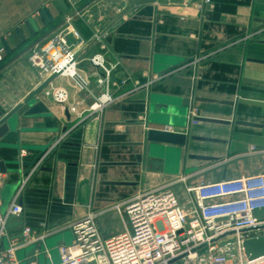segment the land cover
<instances>
[{
    "label": "crops",
    "instance_id": "obj_1",
    "mask_svg": "<svg viewBox=\"0 0 264 264\" xmlns=\"http://www.w3.org/2000/svg\"><path fill=\"white\" fill-rule=\"evenodd\" d=\"M61 1L0 0V120L46 81L31 67V51L68 25L79 35L67 38L76 49L79 74L89 83L80 91L73 81L57 78L0 139L4 211L29 165L48 155L19 199L24 212L9 226L3 251L30 227L41 239L18 251L20 264H55L59 248L74 240L70 226L91 211L101 213L96 223L109 238L126 229L125 218L112 207L137 193L186 179L172 187L185 205L188 187L264 174V155L253 152L264 147V107L239 103L264 102V0H211L201 10L195 2ZM95 56L115 67L112 94L118 101L90 114L104 93L99 81L105 73L92 64ZM135 82L143 87L133 92ZM52 88L66 89L69 103L47 97ZM193 109L229 123L193 125ZM150 129L219 142L191 140L180 151L149 143ZM262 214L257 216L264 219ZM110 216L120 222L105 234L99 222Z\"/></svg>",
    "mask_w": 264,
    "mask_h": 264
},
{
    "label": "built area",
    "instance_id": "obj_2",
    "mask_svg": "<svg viewBox=\"0 0 264 264\" xmlns=\"http://www.w3.org/2000/svg\"><path fill=\"white\" fill-rule=\"evenodd\" d=\"M210 3L211 0H197L195 6L201 10ZM68 35L79 39L74 28L68 25L37 45L28 61L41 80L58 75V78L73 81L78 90L85 91L89 83L79 74L77 52ZM2 60L0 54V62ZM91 62L105 73V78L99 81L104 86L103 95L88 111L90 114L102 113L118 101L112 94V88L116 86L111 82L115 67L107 66L101 56H95ZM127 81L121 84L125 85ZM135 83L133 92L143 87ZM45 94L59 105L69 103L66 89L52 88ZM71 110L78 112L76 107ZM197 112L193 109L190 113L193 125L199 123L194 121ZM85 113H80V117L83 118ZM68 135L69 131L65 132L54 145L62 143ZM253 152L264 155V149L254 148ZM25 155L22 152L21 163ZM47 157V154L42 155L25 175L5 211L0 187V264H20L18 251L41 239L26 227L22 238L10 241L8 249L3 251L9 226L23 214L19 199ZM1 177L0 170V180ZM178 182L137 193L123 204L114 205L112 208L126 222L125 231L118 235L105 238L96 223L101 213L89 212L70 226L74 240L71 245L59 248L57 264H264V256L249 260L244 248L245 241L264 237V219L257 216L264 212V174L188 187V207L181 205L172 190Z\"/></svg>",
    "mask_w": 264,
    "mask_h": 264
},
{
    "label": "water",
    "instance_id": "obj_3",
    "mask_svg": "<svg viewBox=\"0 0 264 264\" xmlns=\"http://www.w3.org/2000/svg\"><path fill=\"white\" fill-rule=\"evenodd\" d=\"M197 0H138L136 3L138 5L144 4H151V3H160L162 5H167L170 3L176 4H183V3H192ZM61 4L62 1L59 0ZM45 13L50 17L49 12L46 10ZM44 16V13L42 12ZM0 49H2V45L0 44ZM77 59V55H76ZM58 78V75H54L48 78L44 83H42L33 93L29 95V97L24 101V103L15 109H13L10 113L2 117L0 120V139H2L8 132L14 129V121L17 119L19 115H23L30 107V103L35 100L38 96H40L48 87L49 85L54 82ZM250 83L254 84H263L261 81L257 80H248ZM205 102H214L217 101H210L204 100ZM240 104L253 106V107H264V102L250 100V99H240ZM221 104H226L230 106H235V102H222ZM194 121L196 122H204V123H214V124H228L229 122L219 120V119H212L207 117H202L199 113L195 117ZM202 141V142H212L218 143V140L209 139L204 137H189L186 133L181 132H172L167 130H158V129H150L147 133V141L151 144H163L166 146H172L178 148L180 151L183 148H187L189 146V141ZM41 157V156H40ZM191 158L199 159V160H206V161H213L216 158L206 157V156H191ZM38 160V159H37ZM37 160L30 164V169L34 166ZM29 169V170H30ZM0 170L2 173H6V168L4 162H0ZM21 207L23 208V204L20 203ZM24 212V209H23ZM25 212H30L26 210ZM23 223H19V226H22ZM245 254L249 260H255L259 257L264 256V237H258L254 239H249L244 243ZM59 262H56L57 264Z\"/></svg>",
    "mask_w": 264,
    "mask_h": 264
},
{
    "label": "rangeland",
    "instance_id": "obj_4",
    "mask_svg": "<svg viewBox=\"0 0 264 264\" xmlns=\"http://www.w3.org/2000/svg\"><path fill=\"white\" fill-rule=\"evenodd\" d=\"M210 5H212V1L207 6H210ZM262 149H264V147ZM189 203H190L189 198H187V201L185 202V205H183V206L184 207H188L189 206ZM262 215H263V218H264V214H262ZM118 222H120V220H118L116 218V216L107 217L104 220H101L99 222L100 229L106 234L109 231L115 230V229L112 228V226L115 225V224H117Z\"/></svg>",
    "mask_w": 264,
    "mask_h": 264
}]
</instances>
